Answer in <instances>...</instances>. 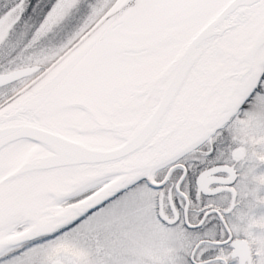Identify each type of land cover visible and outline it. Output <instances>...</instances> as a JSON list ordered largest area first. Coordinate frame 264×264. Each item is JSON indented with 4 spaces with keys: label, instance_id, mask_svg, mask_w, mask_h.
I'll use <instances>...</instances> for the list:
<instances>
[{
    "label": "snow or ice",
    "instance_id": "1",
    "mask_svg": "<svg viewBox=\"0 0 264 264\" xmlns=\"http://www.w3.org/2000/svg\"><path fill=\"white\" fill-rule=\"evenodd\" d=\"M0 264H264V0H0Z\"/></svg>",
    "mask_w": 264,
    "mask_h": 264
}]
</instances>
